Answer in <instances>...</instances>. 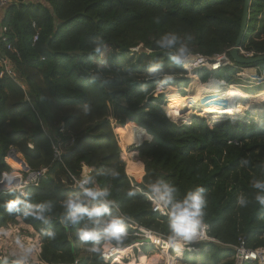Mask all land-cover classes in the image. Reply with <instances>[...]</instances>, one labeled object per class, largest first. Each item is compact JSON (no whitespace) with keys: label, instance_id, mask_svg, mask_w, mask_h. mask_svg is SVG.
Segmentation results:
<instances>
[{"label":"trees","instance_id":"obj_1","mask_svg":"<svg viewBox=\"0 0 264 264\" xmlns=\"http://www.w3.org/2000/svg\"><path fill=\"white\" fill-rule=\"evenodd\" d=\"M242 9L243 0H19L10 6L3 23L19 52L14 64L27 92L0 79V182L12 172L7 158L15 150L30 173L45 170L36 184L23 189L31 192L30 203L51 201L52 207L44 214L49 224H44L33 216L7 212L2 205L15 197L13 192H0V229L17 221L30 227L39 235L43 264H105L101 251L90 250L91 242L86 245L77 239L83 221L72 226L61 223V202L79 192L70 187L71 177L77 178L86 166L93 169V185L110 190L117 205L113 214L127 217L130 234L132 221L168 236L167 218L153 214L139 192L127 195L129 190L146 192L152 181L161 178L176 187L177 198L204 188V223L209 235L222 244H209L208 252H203L205 264H233L230 247L240 239L249 249L264 248V208L255 202L251 187L255 179H264V106L251 108L244 117L240 108L232 117L241 118L233 122L209 125L206 119L193 117L187 124L175 125L161 108L163 96L154 97L155 83L147 75L148 66L158 61L163 64L161 76L172 75L176 86L186 84L180 76L183 71L166 55L171 50L160 49L156 41L164 33H175L190 48V55L211 58L229 53ZM241 47L264 55V0H250ZM209 75H202L201 82ZM235 77L229 68L222 80L240 84ZM196 82L193 78L190 95ZM199 84L205 93L207 84ZM202 111L214 121L228 116ZM168 112L173 120L170 101ZM116 126L130 127L140 142L132 147L143 166L139 181L126 175ZM53 147L60 150L58 159ZM107 170L119 175H99ZM241 194L250 201L247 207L237 204ZM45 230L54 232L55 238L43 235ZM131 242L127 237L121 246ZM80 245L89 257L79 256ZM124 254L128 253L116 251L114 257ZM144 255L139 257L141 264L147 262Z\"/></svg>","mask_w":264,"mask_h":264},{"label":"clouds","instance_id":"obj_2","mask_svg":"<svg viewBox=\"0 0 264 264\" xmlns=\"http://www.w3.org/2000/svg\"><path fill=\"white\" fill-rule=\"evenodd\" d=\"M160 49L171 50L166 51L168 59L175 65L183 66L190 59V48L186 44L180 43V38L175 33H164L157 41ZM99 51V47L95 49ZM163 64L153 61L147 68V75L155 82L156 87L164 88L171 84L174 80L172 75L162 74ZM161 76V78H158ZM244 163H247L245 161ZM99 175H109L115 178L119 173L115 170H107L99 173ZM14 177L7 176L4 179L5 185H11ZM95 183V177L84 175L77 183L78 193L69 195L61 202L63 216L61 223L65 226L81 224L76 230L77 239L90 245V250L94 253L101 251V245L112 244L119 247L123 244L128 236L126 225L127 217L121 214H113V209L117 207L116 202L111 197L108 188L97 189L91 187ZM251 187L255 190L254 200L262 208H264V179H255ZM143 189L129 190L127 195L135 197L138 192ZM176 187L166 182L164 179L157 178L148 186V191L144 193L152 200L158 208L163 209L167 215V229L169 242L174 244L177 240L186 242H194L204 224L205 208L207 204L204 188H196L185 193L183 198H177ZM12 200L5 202L2 206L9 213H19L24 217L33 216L49 224V220L44 215L45 212L51 211V201L43 204L33 205L30 203L31 192L20 191V196H16ZM250 203L245 194H241L237 198V204L241 207H247ZM43 235L50 239L55 238V233L45 230ZM16 244L19 253L13 264H29L32 248L25 244L17 237ZM7 260V257L3 258Z\"/></svg>","mask_w":264,"mask_h":264},{"label":"built area","instance_id":"obj_3","mask_svg":"<svg viewBox=\"0 0 264 264\" xmlns=\"http://www.w3.org/2000/svg\"><path fill=\"white\" fill-rule=\"evenodd\" d=\"M25 1L27 0H23V2ZM18 3H19V0H0V79H8L12 81L14 84L19 86V88L23 92L26 93L27 86L25 82L21 79V77L18 75L15 69V64H14V60L19 57V52L13 46L10 29L3 23L5 12L8 10L10 6L16 5ZM37 39H38V34H36L33 37V43H35ZM132 51L136 52L137 50L134 49ZM238 55L239 57L243 59H252L258 56V55H255L253 52L247 51L245 48H242V47L238 49ZM179 68L183 71V76L181 77H183L184 79L186 80L189 79L192 82L191 78L194 77L196 81L199 83L211 84L213 87L216 85L214 88H217L218 90H219V87H227L229 85L222 86L223 84L221 85V83H219L215 79L216 77H214L213 74L215 73L218 74L220 71L226 70L229 68L234 70V72H236L235 80H237V82L239 83L245 84L247 82H250L251 80L256 81V82L264 81V63H260L252 67H242L234 63L230 59L229 53H223L221 55H216L211 58L202 57L199 55H190V59L186 61V63L183 66H179ZM252 70H254L255 72L253 73V76L248 75L250 71ZM206 72L211 75L207 77V80L205 82H201V76L204 75ZM190 84L188 86H190ZM172 88H176L177 91H182V90H179L176 85H173L170 87V89ZM167 89H169L168 86L164 88H159V87H156L155 85L154 97L157 98V96H162V93L165 92V90ZM166 102L167 100H164V103L161 106V108L165 105ZM241 104L242 103H239V101H236V104H232L231 106H226L225 108L230 110V112H232L234 110H238L239 107L242 106ZM244 105H247V104H244ZM260 107L261 106H259L258 108ZM251 108H257V107L251 106ZM194 110H197L199 115H201L200 119H206L207 121L208 120L214 121V119L211 116H207L206 114L203 113L202 108L194 109ZM192 111L193 109L191 110V113ZM165 114L167 118L169 119V121L175 125L187 124L189 120L193 117V115L191 114L187 119H178L175 122L174 120L171 119V116L170 114H168V112H166ZM238 117L239 116H237V119H236L235 117H232V116H224L222 117V119L230 120L233 122V121L238 120L239 119ZM29 148L32 149V146H29ZM53 149H54V157L58 159L60 157V150L58 149V147H53ZM21 169H22L21 174L25 175V180H26L23 183V185H21L22 181L20 177L17 176L18 178H16V176H14L13 184L6 186L4 183V179L8 175L4 174L0 182L2 183L1 192L20 193V191L23 190L25 187L36 184L38 181V178L45 173V170H42L40 173H30L28 167L26 168L22 167ZM92 171H93L92 168L83 166L82 171L77 178L71 177L70 187L73 190L80 191L77 188L78 181L84 175H91ZM93 187L97 188L95 185H93ZM146 192L144 191V192H139V193L150 204L151 212L153 214L158 215V217L167 218L166 212L163 209L158 208L156 204L152 200H150L147 195L144 194ZM129 222L132 224V227L134 230H133V233L131 234L128 233L127 237H131L132 242L127 247H122V246L117 247L115 245L107 244V243L104 244L100 252V257L105 264H111L112 262L114 263L117 257L118 258L121 257V261H123L124 256H115L116 258L114 257V253H116V251H122V250L139 251L141 249L144 250V249H148L147 247H150V248H153L159 251L163 255H170L172 253L175 255V258H179V257L184 256L185 254L191 255L192 253L200 254L203 251L208 252L207 249H209V244H214V245H219V246L222 245L219 241H217L216 239L212 238L209 235V228L205 223L203 224V227L201 228L200 233L194 242H186L184 240H177L174 244H172L169 242L168 236H164L152 230L143 228L132 221H129ZM4 238H7V236H4ZM201 245H203V248L199 247ZM230 248H232L233 250V256H232L233 264H264V248L249 249L246 247L245 242L241 239L239 240L236 246H231ZM190 249L192 250V252H190L191 251ZM0 251H2L0 252V261H10L12 263L14 262V260H11V259L4 260L3 258L5 257L6 253L2 249H0ZM39 254H40V247L38 250L35 251L36 263H39L37 261L39 259Z\"/></svg>","mask_w":264,"mask_h":264},{"label":"rangeland","instance_id":"obj_4","mask_svg":"<svg viewBox=\"0 0 264 264\" xmlns=\"http://www.w3.org/2000/svg\"><path fill=\"white\" fill-rule=\"evenodd\" d=\"M254 26V25H253ZM252 27V25H251ZM224 74V70L220 71L217 75H215V79L221 83L222 86H226L227 84L222 80V76ZM180 76H183V75H180ZM190 80L188 79L187 80V83L184 84V83H180L177 85V88L179 90H182V91H177V89H170L171 86H173L174 84H170L168 85L169 89L165 90V92L162 93V96H163V99L164 100H167V102L165 103V105L162 107L164 112H168V104H169V101H170V106L171 108L173 109V120L176 122V120L178 119H187L191 114L193 115L194 118H201V115H199L198 111L197 110H194L193 108L195 107H200V108H203V109H206V110H210V108L208 109L207 107H202L201 103L203 102V98L205 97L203 94H206L210 91V89H212V85H206V87L204 88L205 89V93H201L200 92V97L198 98V101L196 100V96H197V92L198 90H195L194 93L192 95L189 94V84H190ZM250 82H247L245 83L246 85H249ZM216 86V85H215ZM214 86V87H215ZM246 92L247 93H255L257 92L258 90H261V88L259 87H256V88H249V87H244ZM203 87L200 86V90H202ZM183 90H186L183 91ZM203 91V90H202ZM181 94H184L186 96V98L184 97H180ZM203 95V96H202ZM156 96V95H155ZM202 96V97H201ZM188 97V98H187ZM191 97H194L195 98V101L197 102V106H191L190 110H188L187 112H185L184 114H179V111L177 110V107L175 106V103L176 101L179 100V98H182V99H187V101H189L191 99ZM208 97L209 95L207 96L206 98V102L208 103ZM245 104V103H244ZM242 105L240 108L241 111H243V114H242V117L245 116V113L247 111H250L251 109V106H248V105ZM193 109L192 113H191V110ZM238 109V110H239ZM238 110H234L232 112L227 111V110H217V111H214V112H217L219 114H222L224 113L225 115H228V116H236L237 115V111ZM169 114V112H168ZM180 115V116H179ZM192 117V118H193ZM237 119V117H235ZM239 119L241 117H238ZM235 119V120H236ZM209 121V122H208ZM208 124L209 125H212L214 123H218V122H221V121H224V119H221V120H217V121H211V120H208ZM124 130L126 131H129L133 134V140L126 145V147L122 148L121 147V138H122V135L120 134V129L117 128V126L114 128V131H115V134H116V131H117V138H118V141H119V146L121 148V159L123 160V162L125 163V172H126V169L128 168V165H140L139 164V161H138V158H137V153L132 149V147H134L135 145H138L140 144L139 143H136L138 141H134L135 140V133H133V131L131 130L130 127H126V128H123ZM152 138H150V140H144V141H141L142 142H149L151 141ZM136 143V144H135ZM17 156L23 160L22 156L19 154V153H16ZM7 163L8 165L12 168V172L10 174H7L8 176H16V178H18L17 176L20 177L21 181H22V184L26 181L25 180V175L21 174L22 172V167H21V164H17L15 162H13L12 159H7ZM11 164V165H10ZM126 175L131 178V179H136V178H133L131 176H129L126 172ZM21 223L20 221H17V223L15 224H8L6 227H3L0 229V242H1V239L3 238L4 240H7L9 241V247H8V250L7 249H4L3 247H0V249H2L6 255L5 257H7V259H11V260H15L17 256L13 251H20L17 244H16V240H17V237L20 238V240L25 244V246H30L32 248V252L35 253L36 250L39 249L40 247V242H39V235L36 234L30 227L24 225V224H18ZM4 236H7V238H4ZM200 248H203V245L199 246ZM148 249H141L139 251L137 250H133V251H130L128 254H124L122 256L123 257V261H121V257H115L116 260L114 261L115 264H131L132 261H137L139 259V257L141 255H144L143 253H145L144 256H146L147 258H151V257H154V256H159L161 257L162 259L161 260H157L155 262V264H205L203 261H202V258H203V255L205 251H203L202 253H192L191 255H184L182 257H179V258H175V255L174 254H170V255H167L170 257V259H168V261H165V259H163V257H166V255H163L161 254L159 251L153 249V248H150V247H147ZM79 249H80V254L79 256L80 257H89L90 253L87 252V250L83 247V246H79ZM209 249H207L208 251ZM2 252V251H0ZM143 252V253H142ZM199 254V255H198ZM161 255V256H160ZM39 263H36V260H29V264H43L42 262L39 261V259L37 260ZM111 264H114L113 262Z\"/></svg>","mask_w":264,"mask_h":264},{"label":"bare ground","instance_id":"obj_5","mask_svg":"<svg viewBox=\"0 0 264 264\" xmlns=\"http://www.w3.org/2000/svg\"><path fill=\"white\" fill-rule=\"evenodd\" d=\"M248 75L253 76V73H249ZM198 85L199 86L195 85L196 86L195 90H198L197 96H200V92L202 93V90H200L199 83ZM244 87H249V88L259 87L261 88V90H258L255 93H247ZM208 95L209 97H208V103H207L206 98ZM204 96L205 97L203 98V102L201 103L202 104L201 106L207 107L208 109L210 108V110H214V111H217V110L229 111L225 107L231 106L232 104H236V101H239V103H242L241 105L245 103L248 106H256V107L261 106L262 107L264 105V81L256 82V81L251 80V83H249V85H246L243 83H240V84L234 83L227 87H219V90L217 88L212 87V89H210V91L206 93ZM193 105L194 106L199 105L195 101L194 97H191L189 101L178 100L175 103V106L177 107L179 114H184L185 112L190 110L191 106ZM120 130H121L120 134L122 135L121 147L124 148L126 147L127 144H129L133 140L134 137L131 132L126 131L124 129H120ZM134 141H137V136L135 137ZM126 172L129 176H132L133 178H136L135 180L139 181L142 176L143 171H142L141 166L134 164V165H128ZM125 252L129 253V250ZM190 252H192V250ZM166 258L170 259V257L167 255H166ZM158 259L161 260L162 258L159 256H154L149 260L147 264H155V262ZM137 264H141V258L138 260Z\"/></svg>","mask_w":264,"mask_h":264},{"label":"water","instance_id":"obj_6","mask_svg":"<svg viewBox=\"0 0 264 264\" xmlns=\"http://www.w3.org/2000/svg\"><path fill=\"white\" fill-rule=\"evenodd\" d=\"M249 8H250V0H243L242 17H241L238 36H237L234 48L229 52L230 59L234 63H236L242 67H252V66H256L260 63H264V55L256 56L255 58H252V59H243V58L239 57V55H238V49L241 47L243 36L247 32V24H248V19H249ZM250 73H255V72H254V70H252V71H250ZM252 107H256V106H252ZM8 158L12 159L13 162H15L17 164H21V166L24 168L27 167L24 160L20 159L17 156L15 150H11L9 152ZM16 183H17V181H16ZM1 187H2V183H0V192H1Z\"/></svg>","mask_w":264,"mask_h":264},{"label":"crops","instance_id":"obj_7","mask_svg":"<svg viewBox=\"0 0 264 264\" xmlns=\"http://www.w3.org/2000/svg\"><path fill=\"white\" fill-rule=\"evenodd\" d=\"M196 86H199L198 84H196ZM172 89H176V88H172ZM198 94V93H197ZM194 95H195V93H194ZM198 98H199V96H196V100L198 101ZM180 100V99H179ZM119 129V128H118ZM140 164V163H139ZM139 166H141L142 167V171H143V166H142V164H140ZM142 175H143V172H142ZM132 177V176H131ZM142 178V177H141ZM18 224L20 225L21 223H19L18 222ZM0 247H3L4 249H7L8 250V247H9V241H7V240H4L3 238L1 239V242H0ZM16 255L19 253V251L18 252H16V251H13ZM161 256V255H160ZM16 257V256H15ZM152 258V257H151ZM151 258H148L147 259V262H146V264L149 262V260L151 259ZM35 259V253H31V256H30V260H34ZM163 259H165V261H168L167 260V258L166 257H163Z\"/></svg>","mask_w":264,"mask_h":264}]
</instances>
